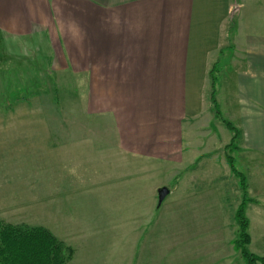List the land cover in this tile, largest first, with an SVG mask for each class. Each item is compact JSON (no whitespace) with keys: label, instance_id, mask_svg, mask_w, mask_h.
I'll return each instance as SVG.
<instances>
[{"label":"crops","instance_id":"obj_1","mask_svg":"<svg viewBox=\"0 0 264 264\" xmlns=\"http://www.w3.org/2000/svg\"><path fill=\"white\" fill-rule=\"evenodd\" d=\"M233 2V49L224 53ZM0 34L41 50L48 74L72 80L82 111L109 128L57 136L97 189L74 196L81 204L74 221L42 225L61 240L75 236L67 264H244L217 221L232 172L228 165L209 173L228 164L227 141L210 128L217 118L209 72L221 76L218 105L219 82L230 97L237 152L264 154V0H0ZM115 156L185 176L147 211L145 196L131 195V179H114ZM121 165L124 174L129 164ZM81 176L75 187L87 184ZM255 200L246 210L258 208L261 226L249 231L248 248L264 256V201Z\"/></svg>","mask_w":264,"mask_h":264},{"label":"rangeland","instance_id":"obj_2","mask_svg":"<svg viewBox=\"0 0 264 264\" xmlns=\"http://www.w3.org/2000/svg\"><path fill=\"white\" fill-rule=\"evenodd\" d=\"M235 9L233 2L231 16L227 22L228 37L223 47L224 53H229L233 49L229 31L234 25ZM31 46L19 44L0 34V221L12 225L31 226L43 224L51 226L53 223L58 228L60 222L64 225L74 221L77 216L81 204L76 203L77 200L74 199L76 194L85 196L97 193V189L90 186L89 179L92 177L90 171L78 172L74 169L75 164L71 160L73 153L68 155L69 152H65L63 147L65 140L57 138L59 132L73 133L109 128L97 121L92 123L82 111L81 99L75 96L78 92H75L73 81L59 83L58 75L48 74L46 60L42 58L43 52L32 51ZM215 71L217 74L218 69L215 68ZM216 77L221 79V76ZM221 85L219 82L218 107L221 115L229 119L225 105L230 97L226 98L225 89L220 90ZM210 128L215 131L220 141H227V148L225 149L226 145L223 148L224 155L225 153L231 155L235 167L245 176L248 184L247 195L252 200L248 203H256L255 197L264 201V173L257 172L258 169L264 168V154L238 153L239 139L235 142L236 148L234 145L228 146L231 132L218 119L212 121ZM222 160H225L223 155ZM124 162L129 164V169H125L123 174L121 164ZM114 164V179L122 177L131 179L130 193L145 196L147 211H153L159 205L157 202L159 188L172 189L176 177L185 176L184 170L174 177L176 173L169 165L161 166L133 156L129 161L115 156ZM212 167L210 174L217 172L221 174L222 170L229 169L227 163L226 169L222 164L221 167ZM77 176H81L80 179L86 180L87 184L75 187L74 179ZM237 182V177L232 173L227 188L228 207L221 210V218L217 219L227 228L228 244L233 237L234 240L238 237L234 213L241 201V190ZM216 188L211 190L215 191ZM135 207H138V204H135ZM245 215L249 222L247 230L249 237L250 232L257 235L261 226L258 208L250 205L247 210L245 209ZM61 236L68 240L56 237L70 247L68 242H73L75 236Z\"/></svg>","mask_w":264,"mask_h":264},{"label":"trees","instance_id":"obj_3","mask_svg":"<svg viewBox=\"0 0 264 264\" xmlns=\"http://www.w3.org/2000/svg\"><path fill=\"white\" fill-rule=\"evenodd\" d=\"M215 68L209 72L210 101L214 116L232 133L228 146L234 145L240 138V131L229 120L222 117L216 100ZM227 145L225 146V149ZM231 172L237 177L241 190V202L236 208L234 219L238 227V237L233 241L234 248L239 251L244 264H264V256L259 257L248 250L250 237L248 219L245 215L246 204L252 201L247 195L245 176L237 170L234 159L225 153ZM72 249L58 240L48 229L42 226L26 224L12 225L0 221V264H67L72 256Z\"/></svg>","mask_w":264,"mask_h":264},{"label":"water","instance_id":"obj_4","mask_svg":"<svg viewBox=\"0 0 264 264\" xmlns=\"http://www.w3.org/2000/svg\"><path fill=\"white\" fill-rule=\"evenodd\" d=\"M169 189L167 187H161L158 190V204L164 200V198L168 195Z\"/></svg>","mask_w":264,"mask_h":264}]
</instances>
